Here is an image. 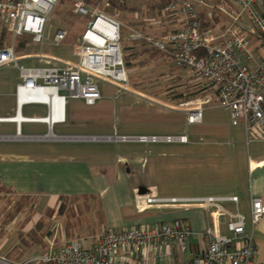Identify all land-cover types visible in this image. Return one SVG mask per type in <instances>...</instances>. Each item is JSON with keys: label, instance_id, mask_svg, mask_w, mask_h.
<instances>
[{"label": "crops", "instance_id": "0c3cea01", "mask_svg": "<svg viewBox=\"0 0 264 264\" xmlns=\"http://www.w3.org/2000/svg\"><path fill=\"white\" fill-rule=\"evenodd\" d=\"M112 1L117 4L115 9L119 11V15L107 16L120 23L121 38L124 33L132 40L131 35L135 32L158 38L178 29L177 23L160 16L162 8L158 6L161 2L165 5L168 0H158L159 4H155V0ZM105 2L109 3L110 0ZM120 18L123 20H119ZM3 29L5 28H0V31ZM146 43V47L154 48ZM19 56L20 65L34 67L23 64L28 58H32L30 55ZM0 70V119L16 117L19 112L24 118L47 117L48 108L45 105H23L19 111L16 97L17 87L21 82L19 67L11 65ZM15 71L19 73L17 82L13 76ZM109 86L116 88L114 85ZM103 87L102 90L99 83L103 97L95 106H87L79 99H69L65 107V121L56 123L52 130L46 124L22 122L21 135H18L17 122H0V128L8 126L14 129L10 134L0 133V144L10 143L20 147L0 152V186L11 189L18 195H32L35 198L33 208H25L11 224L3 228L4 216L12 209L13 203H10L7 195L1 194L7 201L0 209L1 254L13 261H20L44 254L51 246L58 247L70 240L86 239V243L91 245L93 240L79 238L82 236V226L77 232L72 231L69 236L65 228L67 216L59 213L62 207L61 197L89 195L98 197L97 201L101 203L105 218L103 224L97 222L95 233L104 228L120 230L174 220L187 223L200 237L191 239L183 256L175 244L170 252H152L149 259V264H180L182 258L189 261L205 251L210 242L208 232L217 231L219 235L232 237L233 234L228 229L231 216L221 212L215 219V206L205 209L196 203L149 204L148 199L237 197L238 203L222 201L220 204L231 215L240 212L246 217V231L253 234L257 249L255 264H264V217L257 225H253L251 220L252 198H261L264 201V137H253L243 126H232L224 110V116L220 119L208 121H205V110L202 123L189 124L187 113L172 114L157 109L149 100L153 99L151 95L134 89L133 92L119 91L118 88L111 91ZM28 107H42L46 114L27 116L24 111ZM168 117L172 119L168 120ZM118 121L121 125L116 126ZM113 122L115 126L109 127L108 124ZM128 122L131 123V128L126 126L129 125ZM29 125H41L45 131L28 133L26 127ZM57 127H64L66 132L56 133ZM191 127L194 128L193 131ZM184 135L188 136V143H143L125 140L142 136ZM20 145H25L26 148L22 149ZM175 145L180 147H175L173 152L171 148ZM181 146L187 149L182 151ZM128 147L134 148L133 155L125 153V148ZM138 148H143V152L137 151ZM178 153L181 162L178 181L190 182L192 179L195 184L189 190L185 188L182 191L184 194H165L158 187L146 186L140 182L132 183L135 170L139 174L141 169H148L153 163L157 164V157L165 159L169 154ZM139 160L144 164H137ZM170 168L171 165L163 167L160 164L158 171L165 172L163 178H166ZM189 171L192 174L195 172V178L188 176ZM169 180L175 178L170 177ZM49 209L54 212L48 220L46 246L34 245L21 253L18 233L32 230L45 218ZM74 209L76 211V206ZM21 218L25 220L17 229L14 226ZM93 218L95 220L94 215L89 214L83 216L82 221L89 223Z\"/></svg>", "mask_w": 264, "mask_h": 264}, {"label": "built area", "instance_id": "2783aa9c", "mask_svg": "<svg viewBox=\"0 0 264 264\" xmlns=\"http://www.w3.org/2000/svg\"><path fill=\"white\" fill-rule=\"evenodd\" d=\"M60 1L0 0V28L15 38L29 35L34 42L44 44L49 18ZM73 12L92 18L75 49L74 60L36 54L30 57H47L53 65L25 67L19 64L21 57L14 45L0 48V68L14 65L20 70L21 82L16 93L19 111L28 104L48 108L44 121L23 118L22 122L46 124L52 130L56 123L65 121L69 99L95 106L103 97L100 82L114 85L119 91L133 92L125 68L120 23L93 9L85 0H74ZM161 16L177 23L178 29L158 38L135 32L131 39L144 40L171 56L175 67L186 71L203 91L217 98L213 102L199 99L170 107L187 113L189 124L202 123L205 110L219 108L227 112L232 126H243L253 137H264V0H168ZM99 21L105 22L103 29L97 27ZM68 35L67 30L58 29L54 45H60ZM2 120L10 122L12 118ZM22 122H17L18 135ZM125 140L189 142L186 135ZM222 201L238 203V198L148 199L149 204L196 203L205 209L215 206V219L221 212L231 216L228 229L232 237L208 232L210 242L205 251L189 261L182 258L180 264H255L257 249L253 234L246 231V217L240 212L231 215L220 204ZM263 217L264 201L252 198V224H259ZM199 237L181 220L120 230L104 228L91 245L86 239L70 240L20 261L0 257V264H149L152 252H170L176 244L183 256L191 239Z\"/></svg>", "mask_w": 264, "mask_h": 264}, {"label": "rangeland", "instance_id": "374dc122", "mask_svg": "<svg viewBox=\"0 0 264 264\" xmlns=\"http://www.w3.org/2000/svg\"><path fill=\"white\" fill-rule=\"evenodd\" d=\"M208 1L214 2V0H208ZM218 1H221V0H218ZM73 2L69 4L65 3L64 5L59 4L54 9V11L52 12L49 18L47 27H46L45 43L43 45L39 43H35L33 41V38L30 36L26 35L23 37L15 38L10 33H7L3 40L0 38V45H1L0 47L7 48V47H10L11 45L16 46L20 42H25L26 45L24 47V55L45 54V55L54 56V57H62L68 60H74L75 49L82 39V36L87 28L88 22L92 18L88 16H81V15L74 14ZM110 2L109 3L104 2L103 4H100L97 7H93V6L92 7L93 9H98L101 13L105 15L113 17L117 14L116 13L117 9H115L117 7L112 5V0H110ZM159 2L160 1L155 0L154 3L156 4ZM203 13H204L203 18L206 21L208 19L206 16V11ZM119 20H123V19L120 18ZM207 24L210 25L209 23ZM60 27L62 29L67 30L69 32V35L62 43H60V45H54L53 38L58 28ZM0 33H2V31H0ZM127 37L128 35L123 33V36L121 38L123 53H124L125 47H132L133 45L134 46L136 45L137 47H139L140 45V43L138 44L136 43V41L129 40ZM160 53L161 55H163L162 52ZM165 56L161 57L159 55L157 57H151L146 54L143 56L144 58L141 59V62L134 61L135 65L133 66V68L126 67L127 76L129 80V88L131 90L133 89L138 90L144 93L145 95H151L153 99H149V100L156 105L155 107L157 109H160L165 112L169 111L172 114H174V112L182 113V111L172 109L170 107V106L176 107L181 102L196 101L199 99L203 101L207 100V102H213L217 100L214 94H212L211 92H204L196 84V82H193L190 78V75L186 71L177 69L174 66L172 58H168L167 56L166 57ZM23 64H26L27 66H34V67H48V66L53 65V63L49 61L47 57L28 58L26 61L23 62ZM1 74H2V71L0 70V75ZM18 75L19 73L15 71L13 76L16 82L18 81ZM109 85H110L109 83L100 82V87L102 90L104 89L103 86H105L106 90H111V91L117 90L113 86L111 87ZM180 94L187 95V97H189L188 100L179 101L175 99V97L179 96ZM41 108L42 107H39V108L28 107L25 109L24 114L27 116H32V115H42L43 116L46 113H45V110ZM212 109H215V110H212ZM170 116H173V115H170ZM222 116H224V111H222V109L210 108L209 110L207 109V111L205 112V121L220 119ZM169 119H172V117H168V120ZM128 124L129 125H126V126L131 128V123L128 122ZM119 125H121V122L120 121L116 122V126H119ZM108 126L109 127L115 126L114 122L109 123ZM191 130L193 131L194 128L191 127ZM44 131L45 129L41 125H29L26 127V132L32 133V134L40 133ZM11 132H14V129L12 127L9 128L8 126H6V127L0 128V133L10 134ZM60 132H66L65 128L57 127L56 133H60ZM143 143H153V142H143ZM161 143H165V142H161ZM16 146L17 148H20L16 144H10V143L0 144V152L12 151L14 148H16ZM20 146L22 149L26 148L25 145H20ZM175 147L179 148L180 146L175 145L173 148H171L173 152L175 150ZM181 148H182V151L187 149V147L185 146H181ZM125 149H126L125 153H129L131 155L135 153L133 152L134 151L133 147H128ZM146 150H149V148ZM137 151L142 153L143 148H138ZM180 163L181 162H180L179 153L177 155L169 154L165 159H160L159 157H157V164L153 163V165H151L150 168L141 169L140 170L141 172L139 174H136L137 172L136 170L134 171V174L132 175V178H131L132 183L138 184L140 182L146 186L152 185L154 187L160 188L161 192L165 191V194H172V195L184 194L182 193V191L185 188L189 190L193 188V185L195 184L192 179L191 180L189 179L190 182L178 181L179 175H180L179 174L180 173ZM137 164H144V162L139 160ZM160 164H162L163 167L164 165L168 167L169 165H171V168L167 174L168 176L166 178H163V175L165 174V172L158 171V168H160ZM188 176L194 177L195 172L194 174H192V171H189ZM170 177L175 178V180H169ZM2 194L6 195L4 193ZM6 197L10 198V196H6ZM6 197L0 195V200H2V202H0V209L7 203V201L4 200ZM26 216L27 215H25V218ZM24 220H25L24 218H21V220H19L15 224L14 227L18 229L22 225ZM95 220L93 218V220L90 221L89 223L83 222L82 236L79 238L83 237V238H87L93 241L96 240V238L100 235L102 230L95 233L97 230V222H98L97 219ZM91 232H94V233H91ZM0 257H6V256L2 255L0 252Z\"/></svg>", "mask_w": 264, "mask_h": 264}, {"label": "trees", "instance_id": "16d2710c", "mask_svg": "<svg viewBox=\"0 0 264 264\" xmlns=\"http://www.w3.org/2000/svg\"><path fill=\"white\" fill-rule=\"evenodd\" d=\"M85 1L93 7H97L98 5L105 2L106 0H85ZM221 1L217 0L216 2H221ZM71 2H73V0H61L59 4L64 5L65 3L69 4ZM112 5L117 6L115 1H112ZM163 6H164V3L161 2L158 7L163 8ZM206 26L208 25H205V27ZM7 33H8L7 30L3 29L2 33H0V38L3 40ZM136 43L138 44L140 43L139 47H137L136 45L135 46L133 45L132 47H125L124 49V61H125L126 67L128 68H133V66L135 65L134 61L141 62V59L144 58L143 56L146 54L151 57H157L159 55L161 57L165 56L164 54L161 55L160 51L154 48L146 47L147 43L145 41L144 42L140 41ZM25 45H26L25 42H20L19 44L15 46V50L17 54L19 55L24 54ZM167 57L171 58L170 56H167ZM188 98L189 97H187V95H183V94H180L179 96L175 97V99L179 101H185V100H188ZM2 193L6 194L7 196L11 195L10 203H13L12 209L8 211L6 215L4 216V219L2 222V225L4 228L6 225L11 224L21 213H23L25 211V208L27 207L33 208L35 204L34 202L35 198L32 195H18L13 190L0 186V195ZM13 196L14 197L17 196L15 198L16 201L15 199L14 200L11 199V198H14ZM61 200H62V207L59 209V213L67 216L65 228L66 230H68L69 236L72 231L77 232L78 229L81 228L82 222H83L82 221L83 216L92 214L94 215L95 219L99 221V224H103L105 222L101 203L100 201H97L98 197L89 196V195L82 196V197L75 196V197H69V198L61 197ZM75 206H76V211L74 209ZM65 208H68V209L66 210ZM53 212H54L53 210L49 209L45 214V218L41 219L39 223L29 232L18 233L20 243H21V247L20 246L19 247L22 249L21 253H24L26 249L34 245H39L42 247L46 246L45 236L49 233L48 220L51 218L50 216L53 214Z\"/></svg>", "mask_w": 264, "mask_h": 264}, {"label": "bare ground", "instance_id": "6f19581e", "mask_svg": "<svg viewBox=\"0 0 264 264\" xmlns=\"http://www.w3.org/2000/svg\"><path fill=\"white\" fill-rule=\"evenodd\" d=\"M105 26H106V24L103 21H99L98 24H97V27L99 29H103ZM50 102L52 103L53 101L50 99ZM55 106L57 107V110H59L60 104H59V102L57 100H56ZM23 118L24 117H22L21 114H19V116L13 117L11 121L22 122ZM37 119L38 120H35V121H44L45 120L44 118H37ZM0 121L3 122V121H6V120L0 119ZM50 122H52V119H50Z\"/></svg>", "mask_w": 264, "mask_h": 264}]
</instances>
